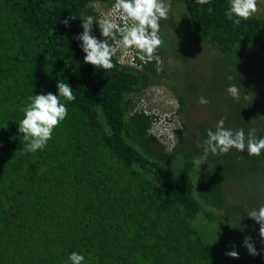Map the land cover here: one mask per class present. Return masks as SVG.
I'll return each mask as SVG.
<instances>
[{
    "label": "trees",
    "instance_id": "1",
    "mask_svg": "<svg viewBox=\"0 0 264 264\" xmlns=\"http://www.w3.org/2000/svg\"><path fill=\"white\" fill-rule=\"evenodd\" d=\"M97 3L113 8L115 0H0V264H71L72 252L83 254L84 264H250L239 253L238 259L225 255L230 249L216 221L238 229L242 242L257 234L259 225L247 217L256 209L253 197L242 194L247 208L228 205L225 184L262 182L264 152L249 156L232 148L205 157L212 126L195 143L180 136L189 133L187 123L174 143L162 123L165 133L152 136L157 115L136 109L135 97L158 88L156 60L144 63L131 50L139 68L124 66L116 45L112 69L84 63L75 37L86 16L104 19ZM177 3L184 7L185 47L208 43L224 56L220 64L237 63L249 51L264 64V18L233 23L225 16L230 0L171 5ZM71 14L65 27L61 21ZM92 34L101 38L95 23ZM237 69H224L217 82L229 84L231 76L239 86ZM57 81L68 83L76 99L61 98L68 114L44 149L25 152L21 109L31 95L57 94ZM177 100L180 115L186 97ZM226 105V128L264 136L251 120L252 104L232 99ZM201 157L202 165L193 163Z\"/></svg>",
    "mask_w": 264,
    "mask_h": 264
},
{
    "label": "rangeland",
    "instance_id": "2",
    "mask_svg": "<svg viewBox=\"0 0 264 264\" xmlns=\"http://www.w3.org/2000/svg\"><path fill=\"white\" fill-rule=\"evenodd\" d=\"M173 1L165 0L170 5L169 17L165 20L167 22L160 26L163 51L157 49L156 55L159 59H155L159 73V78L156 79L159 83L158 88L151 86L152 88H147L141 97H135V101L138 103L137 99H139L140 103L135 106L136 109L157 115L158 120L151 131V135L159 139L165 133L160 130L159 124L167 125L164 122L167 119L172 120L169 123L168 133L173 143L175 131L176 136L180 134L183 123L189 125V133L180 136L194 143L198 140L197 134H200L207 127H215L218 120L229 114L226 102L234 99L226 91L233 80H229V84H225L221 82V79L217 82V78L222 76L225 70L229 71L234 65L239 69V73L235 77L242 79L240 83L238 82L241 86L240 90H245V92L241 91L240 100L252 104L251 120L256 121L260 127L264 128V64L259 61L258 55L249 51L242 52L237 55L239 57L237 63L229 58L220 64V60L224 56L217 48L208 43L193 48L185 47L182 43L184 33L182 32L183 22L181 20L184 7L178 3L174 6L171 5ZM110 7H105L100 3L95 4V10L103 17H107L106 12L111 9ZM258 8L259 11L253 15L264 18V0H258ZM111 14L114 16V9ZM163 21H160V25ZM165 33L173 38L168 37ZM169 49L175 51L168 52ZM130 52V50L121 48L123 58ZM160 73H164L165 76H160ZM188 82L194 85L192 90L186 87ZM214 86L216 91H213L215 90ZM183 94L186 97V107L185 111L179 115L176 113L177 96ZM245 94L248 97L253 94L252 102L251 99L244 98ZM201 96L208 99L210 103L200 105L198 99ZM190 133L191 135L188 137L187 135ZM225 186L228 205L242 204L247 208V201L245 200L247 198H243V193L253 197L251 200L256 204V209L260 205H264V178L259 184L251 185V183L245 182L241 185L234 181H228ZM216 227L221 231L220 238L224 247H228L230 251H237L243 259H248L250 264H264V252L261 251L264 244L261 243L258 230H256L257 234L252 237V240L260 254L252 256L248 254L242 240L236 238L235 233L238 232V229L234 232L232 227H226L223 219L216 221Z\"/></svg>",
    "mask_w": 264,
    "mask_h": 264
},
{
    "label": "clouds",
    "instance_id": "3",
    "mask_svg": "<svg viewBox=\"0 0 264 264\" xmlns=\"http://www.w3.org/2000/svg\"><path fill=\"white\" fill-rule=\"evenodd\" d=\"M199 5H206L210 0H196ZM115 10L114 16L111 14ZM170 5L165 0H115L113 8L106 12L107 17L97 21L93 16H86L81 21L82 33L75 39L80 41V48L83 51L84 63L92 65L94 68L110 70L115 65L112 62L113 56L117 52L116 45L124 50H135V54L144 63L159 59L156 55L157 49L163 45L160 36V21L169 17ZM259 11L258 0H230L229 7L225 11L228 20L239 24L242 20H248L253 14ZM207 12L211 13L209 7ZM75 19L71 14L61 21L65 27L69 26V21ZM118 20L121 24H118ZM99 28L100 37L92 34L93 24ZM113 41L114 43H110ZM229 80L233 78L228 77ZM241 86L230 84L226 91L234 99H241ZM57 94L51 92L47 94H37L29 96V102L21 109L23 118L18 123V132L23 134L25 142V152H36L44 149L48 141L52 138L53 130L66 118L68 109L61 98L68 102L76 99L73 88L65 82H56ZM245 99L253 100L244 95ZM200 105L210 103L208 99L201 96L198 99ZM179 108L178 101L176 102ZM164 127L168 131L169 119L165 121ZM225 118H221L215 124V130H206V139L203 144L206 146L205 157L208 153H227L235 148L239 152L246 151L249 156H260L264 152V136H257L255 129L245 134L243 129L233 130L226 128ZM196 158L193 163L202 165L204 158ZM247 217L259 225V236L264 244V205L258 209L250 210ZM217 239V238H216ZM243 246L249 255L256 256L257 252L252 237L246 236ZM264 252V248L261 249ZM234 259L239 258L237 251L232 250L225 253ZM68 259L71 264H84L85 256L78 252H72Z\"/></svg>",
    "mask_w": 264,
    "mask_h": 264
},
{
    "label": "built area",
    "instance_id": "4",
    "mask_svg": "<svg viewBox=\"0 0 264 264\" xmlns=\"http://www.w3.org/2000/svg\"><path fill=\"white\" fill-rule=\"evenodd\" d=\"M120 62L124 66H130V67H134V68H139L137 66L136 62H135V55H134L133 51H131L130 53H128L125 58H123V56H121L120 57Z\"/></svg>",
    "mask_w": 264,
    "mask_h": 264
}]
</instances>
